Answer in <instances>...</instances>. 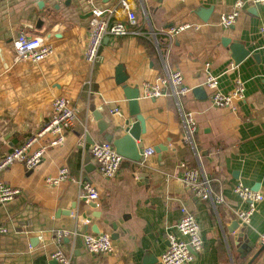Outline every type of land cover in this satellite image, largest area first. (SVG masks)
<instances>
[{
  "label": "crops",
  "instance_id": "obj_1",
  "mask_svg": "<svg viewBox=\"0 0 264 264\" xmlns=\"http://www.w3.org/2000/svg\"><path fill=\"white\" fill-rule=\"evenodd\" d=\"M127 1L137 24L125 36H107L91 66L84 54L92 6L114 7V19L126 22L120 0H0V158L38 131L55 97H66L77 108V121L65 141L49 147L37 167L15 162L0 172V180L21 190L15 200L0 205V229H7L0 232V264H62L52 257L58 248L69 255L70 264H163L168 232L176 231L182 206L196 215L203 239L188 264H264V200L251 224L244 225L235 211L248 204L233 192L242 182L264 195V4L248 2L235 22L224 27L221 15L237 0ZM200 6L211 8L208 21L195 12ZM184 22L197 27L171 41L163 34ZM20 32L50 43L52 55L39 62L17 60L13 40ZM50 33L59 36L47 41ZM225 37L251 54L235 64L223 45ZM120 64L126 83L140 91L145 81L166 69H180L193 88L203 85L209 70L223 93L240 81L244 98L235 109L212 106L204 86L206 96L140 97L147 128L142 142L145 151L154 152L144 153V161L135 166L123 161L108 178L90 148L105 141V133L122 135L127 119L135 121L116 80ZM57 82L60 94L53 88ZM114 108L120 113H112ZM186 111L194 112L197 124L192 142L183 131ZM158 146L163 147L160 154ZM181 162L213 178L214 194L221 192L224 203L194 196L179 178ZM63 166L73 179L47 183ZM83 183L97 188V202L81 198ZM62 229L71 234L59 240ZM99 232L111 235L112 252L92 253L85 247L82 235Z\"/></svg>",
  "mask_w": 264,
  "mask_h": 264
},
{
  "label": "built area",
  "instance_id": "obj_2",
  "mask_svg": "<svg viewBox=\"0 0 264 264\" xmlns=\"http://www.w3.org/2000/svg\"><path fill=\"white\" fill-rule=\"evenodd\" d=\"M92 4V0H86ZM264 4V0H237L234 8L221 15V24L224 27L231 26L238 17L241 9L248 3ZM120 6L126 11L127 21L114 19L115 8H99L92 6L89 20V39L85 50L87 63L94 66L99 60L100 47L107 36L121 37L130 33V26L137 24L138 19L135 11L130 9L127 0H120ZM197 27L189 22L179 23L163 31V34L171 41L179 32ZM264 30V29H262ZM13 49L17 60L39 62L54 51V47L38 36H28L24 32L13 40ZM236 87L228 93H223L219 88L218 77L207 70V77L203 86L209 89V101L212 106L235 109V103L244 98V85L237 80ZM193 90L192 86L185 83L183 72L178 69H166L157 74L151 81H145L140 91V97L156 98L165 95L175 97L185 96ZM112 113H120L119 108L112 109ZM77 121V108L66 97L59 96L52 100V110L49 118L38 131L31 134L23 143L14 147L10 152L0 158V172L11 164L19 162L28 169L37 167L49 147L62 144L66 138V131L74 127ZM182 123L185 139L192 142V134L197 128L193 111L182 112ZM48 139L47 142L43 140ZM91 155L105 177L115 176L124 161L117 153L111 142L101 141L94 143L90 148ZM153 149L145 151V156L153 154ZM180 180L192 191L194 196L203 200L211 201L214 205L224 203L221 192L213 191V178L206 176L199 167L191 166L188 162L180 163ZM73 179L69 168L63 166L55 176L47 177L46 182L59 185L62 182ZM233 192L248 204L245 209L235 211L236 217L244 225H250L253 215L258 211L264 195L242 182H237ZM21 190L19 187L0 180V205L15 200ZM81 198L86 202L99 200V192L92 183H83L80 192ZM181 216L175 225L176 231L168 232L169 247L161 254L163 264H188L194 261L195 256L203 247L200 225L196 215L186 206L181 207ZM2 227L0 232H6ZM67 229L57 232V238L61 240L70 235ZM84 245L92 253H110L114 250L111 235L107 232L85 233L82 235ZM264 240V234L262 235ZM52 257L62 264H70V257L62 249L54 251Z\"/></svg>",
  "mask_w": 264,
  "mask_h": 264
},
{
  "label": "water",
  "instance_id": "obj_3",
  "mask_svg": "<svg viewBox=\"0 0 264 264\" xmlns=\"http://www.w3.org/2000/svg\"><path fill=\"white\" fill-rule=\"evenodd\" d=\"M195 12L203 21H208L211 8L208 9L200 6L196 8ZM55 36L59 35L50 33L46 36V40L51 41L55 38ZM223 45L230 49L231 58L235 64L241 63L251 54V51L245 45L235 40H229L227 37L223 38ZM127 79L128 75L125 71L124 65H118L116 80L118 84H122L123 86L125 97L128 100L130 106V116L135 117V121H131L130 119L125 121L124 133L122 135H116L114 132H108L104 134V138L105 141L112 143L117 153L123 157L126 164L135 166L136 163L144 161L143 155L145 153V149L142 142V135L146 133L147 128L145 118L140 113V88H133L129 86L126 83ZM53 88L56 94H60V82H57ZM192 92L194 94H197L198 92L202 94L204 93L203 95H205V89L203 85L193 88ZM101 129L103 131V128ZM162 148V146H158L155 148V151L160 154ZM97 231H99V229H97L96 232ZM241 236L242 235L240 234L239 237Z\"/></svg>",
  "mask_w": 264,
  "mask_h": 264
}]
</instances>
